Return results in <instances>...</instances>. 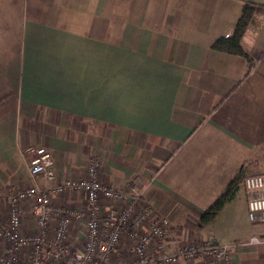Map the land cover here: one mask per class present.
I'll use <instances>...</instances> for the list:
<instances>
[{
  "label": "crops",
  "instance_id": "obj_1",
  "mask_svg": "<svg viewBox=\"0 0 264 264\" xmlns=\"http://www.w3.org/2000/svg\"><path fill=\"white\" fill-rule=\"evenodd\" d=\"M246 2L263 10L241 38L250 66L210 47ZM36 146L56 182L96 157L101 182L135 187L168 218L171 248L194 232L226 242L217 225L232 222L239 189L197 226L237 172L264 173V0H0V225L11 190L38 183ZM51 200L85 206L76 191ZM230 264H264V244L232 249Z\"/></svg>",
  "mask_w": 264,
  "mask_h": 264
},
{
  "label": "built area",
  "instance_id": "obj_2",
  "mask_svg": "<svg viewBox=\"0 0 264 264\" xmlns=\"http://www.w3.org/2000/svg\"><path fill=\"white\" fill-rule=\"evenodd\" d=\"M28 173L38 183L13 188L7 221L0 225V264H230L234 247L264 244L251 235L232 243L194 239L171 248L168 218L141 201L135 187L115 188L97 178L99 161L91 157L85 175L54 181L53 158L45 146L28 149ZM247 218L264 225V173L243 178ZM80 192L84 209L54 203L53 196ZM29 214L35 228L22 230ZM82 218L79 237L69 227Z\"/></svg>",
  "mask_w": 264,
  "mask_h": 264
},
{
  "label": "trees",
  "instance_id": "obj_3",
  "mask_svg": "<svg viewBox=\"0 0 264 264\" xmlns=\"http://www.w3.org/2000/svg\"><path fill=\"white\" fill-rule=\"evenodd\" d=\"M260 11H263L261 7L256 6L253 3H244L231 34L216 38L210 45L211 49L243 56L250 66L251 59L241 46V38L247 25L253 18V15ZM243 178V174L239 171L229 180L224 192L217 197L208 208L202 211L198 221V228H204L206 225L210 224L216 215L222 210L224 205L234 198Z\"/></svg>",
  "mask_w": 264,
  "mask_h": 264
},
{
  "label": "rangeland",
  "instance_id": "obj_4",
  "mask_svg": "<svg viewBox=\"0 0 264 264\" xmlns=\"http://www.w3.org/2000/svg\"><path fill=\"white\" fill-rule=\"evenodd\" d=\"M239 200H236V204H237V208H233L232 213H230L229 215H226L224 218L227 219V217L229 216L232 219V222L230 224H226L221 222L219 223L218 226V230H221V234L224 236V239L226 242L228 243H232L229 242L231 240H233V238L235 239H240V240H244L246 238H248L251 235H256L259 237H264L261 236L262 234L264 235V225H256V224H252L246 215V212L243 210V205H242V201H243V188L240 185L239 186ZM63 206H69L67 204H60ZM84 222L82 221V218L78 221H74L70 227H69V236L70 238L73 239H77L79 237V233L81 231V228L84 226L83 224ZM207 225L204 227L205 230H207ZM177 229L181 230L183 229L185 232L189 231V227L187 225H185L184 227H177ZM191 229V227H190ZM179 234L182 236L183 232L179 231ZM28 232V231H27ZM187 234V233H186ZM185 234L184 236V240L187 241L188 236ZM197 236H199L198 234H196V232L192 233L190 235V240L192 241L194 240ZM2 245V244H1ZM0 245V246H1ZM259 246V245H256ZM256 248V247H255ZM236 249H241V247H234L233 250Z\"/></svg>",
  "mask_w": 264,
  "mask_h": 264
}]
</instances>
